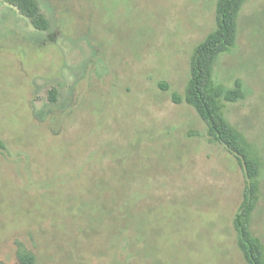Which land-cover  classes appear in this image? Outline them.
Segmentation results:
<instances>
[{"label":"rangeland","instance_id":"obj_1","mask_svg":"<svg viewBox=\"0 0 264 264\" xmlns=\"http://www.w3.org/2000/svg\"><path fill=\"white\" fill-rule=\"evenodd\" d=\"M38 2L46 32L0 0V264H246L244 171L171 98L217 0ZM237 36L214 79L243 85L226 117L261 163L264 244V0L246 2Z\"/></svg>","mask_w":264,"mask_h":264},{"label":"trees","instance_id":"obj_2","mask_svg":"<svg viewBox=\"0 0 264 264\" xmlns=\"http://www.w3.org/2000/svg\"><path fill=\"white\" fill-rule=\"evenodd\" d=\"M26 17L39 31H49L51 22L42 12L38 0H6ZM249 0H217L216 29L208 34L194 50L191 58L189 81L183 94L172 92L176 104L186 103L193 107L206 125L208 142L219 144L235 157L245 174L246 186L243 201L234 217L237 245L246 264H264V244L252 231L251 224L258 205L261 188V163L244 135L226 117V105L245 98L242 82L235 80L227 87L214 79V70L219 58L232 52L238 38V19L243 6ZM167 91L169 85L160 83ZM56 101V90L50 92ZM264 225V224H263ZM31 254L20 255L21 264H34Z\"/></svg>","mask_w":264,"mask_h":264}]
</instances>
